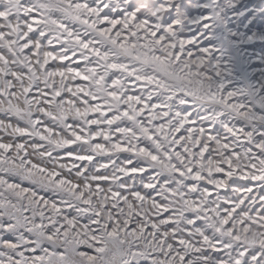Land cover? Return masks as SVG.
<instances>
[{"label":"snow or ice","instance_id":"obj_1","mask_svg":"<svg viewBox=\"0 0 264 264\" xmlns=\"http://www.w3.org/2000/svg\"><path fill=\"white\" fill-rule=\"evenodd\" d=\"M174 2L0 0V264H264V84Z\"/></svg>","mask_w":264,"mask_h":264},{"label":"rangeland","instance_id":"obj_2","mask_svg":"<svg viewBox=\"0 0 264 264\" xmlns=\"http://www.w3.org/2000/svg\"><path fill=\"white\" fill-rule=\"evenodd\" d=\"M164 20L170 23L179 21L175 25L178 37L192 40L191 45H186V52L192 51L195 56L203 48L211 50L212 63L218 61L223 69L218 79L228 82L227 90L247 84H264V0H175L173 7L164 14ZM130 94L137 95L139 91ZM90 118H96L95 114ZM0 136L7 140L3 131ZM53 155L63 156L64 150H57ZM221 194L231 196L232 192L222 190ZM41 195L50 193L41 192Z\"/></svg>","mask_w":264,"mask_h":264}]
</instances>
